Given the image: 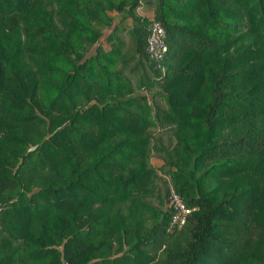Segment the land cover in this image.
Returning a JSON list of instances; mask_svg holds the SVG:
<instances>
[{
  "label": "trees",
  "instance_id": "trees-1",
  "mask_svg": "<svg viewBox=\"0 0 264 264\" xmlns=\"http://www.w3.org/2000/svg\"><path fill=\"white\" fill-rule=\"evenodd\" d=\"M143 1L166 29L160 61ZM120 30L167 104L154 116L127 97ZM164 119L177 142L151 147ZM159 170L194 208L181 229L169 195L142 202ZM0 264H264V0H0Z\"/></svg>",
  "mask_w": 264,
  "mask_h": 264
},
{
  "label": "rangeland",
  "instance_id": "rangeland-1",
  "mask_svg": "<svg viewBox=\"0 0 264 264\" xmlns=\"http://www.w3.org/2000/svg\"><path fill=\"white\" fill-rule=\"evenodd\" d=\"M47 9L51 10L52 8H56L57 3L55 2H46ZM45 7V6H44ZM57 10V8H56ZM138 12L141 15H144L150 19V21L154 18V8L152 5L146 4L145 1L142 2L141 6L138 8ZM111 15H114L117 20L122 19V16H118L114 12H110ZM65 15L61 13L60 11L57 10V13L54 15V22L57 26V31H66V23H65ZM151 24V23H150ZM36 27L35 29H37ZM113 29V27H111ZM108 29L102 39L105 42V45L107 48H110V43L107 40V36L109 35L110 30ZM25 26L23 25V37L26 39V33H25ZM106 40V41H105ZM122 42L121 44L123 45L122 49L125 47H128L125 53V59L126 61H129L127 64L128 68L124 69V72L126 76L130 79L132 85L137 88L138 90H134V92H131L129 96L127 97H135V96H146L147 103L151 106V115L154 116L155 111H163L167 109V104L165 103V100L163 96L160 93H156V90H149L148 87L151 86V83L147 82L146 80H141V72L136 76L135 74L131 73V68H134V66L137 64V60L135 58L134 54V49L132 46V40H131V32L128 30H120L117 31L116 36H115V43ZM113 44V45H116ZM44 55H40L38 52H32L29 54L27 57V63L28 66L36 72L38 76L41 78L43 77H49L51 78L52 81L56 80L58 78V74L51 73V71H47L42 67V61L44 60ZM123 57V58H124ZM123 62L121 63L120 66H123ZM118 67V64L115 65ZM144 83H142V82ZM142 85H145L144 87L141 88ZM135 88V89H136ZM141 88V89H139ZM156 121V120H154ZM147 130L152 133V144L151 147L154 146L153 144H158V148L161 147H166L168 145L175 144L177 142L176 138V132L178 130L177 125L174 126V124H168L166 122V119L164 120H157L156 123L152 124L150 127L147 128ZM156 140L158 142H156ZM152 150L156 151L154 148ZM151 162L154 166H161L164 163V158L162 155H159L156 153L151 154ZM158 173L154 175V180L153 184L148 185L146 188H144L141 192L142 196L144 198L142 199V202H147L155 205H161V202L165 201L166 198L169 195V191L171 187H174V181L172 178V175L169 172H165L164 170H159L157 171ZM153 193V194H152ZM162 202V203H163ZM117 253H113L111 256H115Z\"/></svg>",
  "mask_w": 264,
  "mask_h": 264
},
{
  "label": "built area",
  "instance_id": "built-area-1",
  "mask_svg": "<svg viewBox=\"0 0 264 264\" xmlns=\"http://www.w3.org/2000/svg\"><path fill=\"white\" fill-rule=\"evenodd\" d=\"M147 51L156 61L164 58L168 51L166 29L160 21L151 20L149 27V36L147 39ZM167 208L172 211L171 228L181 229L186 223L188 216L194 208L187 205L183 197L174 187H171L167 202Z\"/></svg>",
  "mask_w": 264,
  "mask_h": 264
}]
</instances>
